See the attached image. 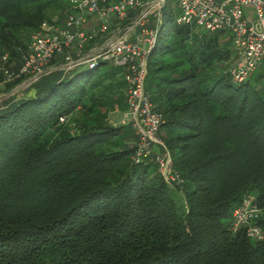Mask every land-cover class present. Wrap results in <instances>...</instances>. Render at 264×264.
I'll list each match as a JSON object with an SVG mask.
<instances>
[{
  "label": "trees",
  "instance_id": "obj_1",
  "mask_svg": "<svg viewBox=\"0 0 264 264\" xmlns=\"http://www.w3.org/2000/svg\"><path fill=\"white\" fill-rule=\"evenodd\" d=\"M68 3L0 0L11 68L46 10ZM165 5L145 89L184 202L154 162H133L131 125L108 121L127 108L121 68L53 70L47 87L42 77L0 109V264H264V62L234 83L233 36L167 27ZM245 193L262 210L261 240L230 227Z\"/></svg>",
  "mask_w": 264,
  "mask_h": 264
},
{
  "label": "built area",
  "instance_id": "obj_2",
  "mask_svg": "<svg viewBox=\"0 0 264 264\" xmlns=\"http://www.w3.org/2000/svg\"><path fill=\"white\" fill-rule=\"evenodd\" d=\"M166 0H69L52 18L42 20L27 43L17 68L0 56V84L18 81V88L36 82L52 70L69 73L111 63L121 68L127 108L124 113L135 134L132 159L152 161L168 185L183 179L160 135L162 113L155 109L145 89L148 61L156 45ZM177 24H194L206 31L224 30L233 36L235 57L227 70L234 83L244 81L264 62V0H178ZM156 17L153 27L148 17ZM3 108V107H1ZM65 118L60 117V121ZM124 122V121H123ZM262 210L253 193H245L231 214L233 232L245 229L254 240L263 231L256 223Z\"/></svg>",
  "mask_w": 264,
  "mask_h": 264
},
{
  "label": "rangeland",
  "instance_id": "obj_3",
  "mask_svg": "<svg viewBox=\"0 0 264 264\" xmlns=\"http://www.w3.org/2000/svg\"><path fill=\"white\" fill-rule=\"evenodd\" d=\"M46 12H47L46 15L48 16L47 18H52L58 14L59 9L56 10L53 7L52 8L50 7L48 10H46ZM165 13H166V17L170 18V20L167 21L168 24L166 25L167 27H169V26H171V23L175 21V17L179 16L181 14V7L178 3V0H167L166 5H165ZM148 21L150 22V24L147 25L146 27H153L155 25L156 17L153 15H150L148 17ZM110 64L111 63L101 65L100 69L97 70L96 72H94V76H97L100 73L107 70L108 67L111 66ZM61 72L63 74H66V72L64 70H62ZM49 73H51V72H48L46 74H42L39 78V79H41L43 77V79L40 81V83L43 84L44 88L49 85L50 81H53L56 78V74H50L49 75ZM263 74H264V71L261 74L263 76L262 82H264V75ZM38 80L36 82H38ZM36 82H34L33 84H31L30 86L25 87V88H18L16 91H13V90L17 86V84H13L12 86H7V84H2V85L0 84V109H3L4 107H6V105L9 104L13 100H17L19 98H22V97H25V96L32 94V92H34V89H35L34 84ZM1 107H3V108H1ZM124 111H126V106L122 109H119V110L109 111V113H108L109 123L114 125V126H120L122 124H126L127 120H125L124 113H123ZM70 116H69V118H70ZM69 118H68V120L66 119L67 122H66V120H63L61 122L69 124V122H70ZM169 186H170L171 192L173 194V197H174L176 203L178 205H181L184 202V198H183V194H182L181 190L178 189V186H173V185L172 186L169 185Z\"/></svg>",
  "mask_w": 264,
  "mask_h": 264
},
{
  "label": "crops",
  "instance_id": "obj_4",
  "mask_svg": "<svg viewBox=\"0 0 264 264\" xmlns=\"http://www.w3.org/2000/svg\"><path fill=\"white\" fill-rule=\"evenodd\" d=\"M123 113H125V111Z\"/></svg>",
  "mask_w": 264,
  "mask_h": 264
}]
</instances>
